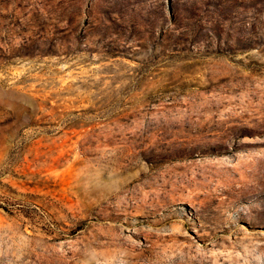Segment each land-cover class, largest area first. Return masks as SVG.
Returning a JSON list of instances; mask_svg holds the SVG:
<instances>
[{"label": "rangeland", "instance_id": "obj_1", "mask_svg": "<svg viewBox=\"0 0 264 264\" xmlns=\"http://www.w3.org/2000/svg\"><path fill=\"white\" fill-rule=\"evenodd\" d=\"M0 264H264V0H0Z\"/></svg>", "mask_w": 264, "mask_h": 264}]
</instances>
